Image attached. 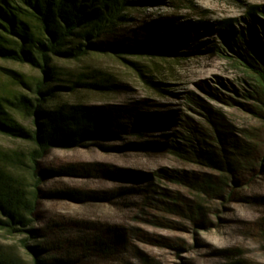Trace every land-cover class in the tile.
Wrapping results in <instances>:
<instances>
[{
	"label": "rangeland",
	"instance_id": "obj_1",
	"mask_svg": "<svg viewBox=\"0 0 264 264\" xmlns=\"http://www.w3.org/2000/svg\"><path fill=\"white\" fill-rule=\"evenodd\" d=\"M130 15L102 40L133 55L60 62L64 73L108 74L115 88L107 94L82 88L66 99L128 128L101 144L48 151L40 167L74 172L39 184L55 194L37 200L38 241L0 229V244L22 264H33L25 239L67 264H264V81L255 70L264 66V0H160ZM0 66L37 75L27 65ZM134 121L142 133L130 132ZM30 147L0 134L2 149ZM97 236L111 250H85Z\"/></svg>",
	"mask_w": 264,
	"mask_h": 264
},
{
	"label": "trees",
	"instance_id": "obj_2",
	"mask_svg": "<svg viewBox=\"0 0 264 264\" xmlns=\"http://www.w3.org/2000/svg\"><path fill=\"white\" fill-rule=\"evenodd\" d=\"M158 2L160 0H0V60L27 65L37 72V75H28L0 66V73L7 80L0 83V134L31 145L28 149L0 148L1 230L10 234L26 231L30 239L38 241L39 230L32 226L37 200L44 194H55L42 192L39 184L48 175L74 172L71 166L40 167L38 161L48 151L101 144L115 134V128H128L81 100L66 99L82 88L107 94L115 88L108 74L98 73L96 69L79 74L64 73L60 62L78 61L99 52H111L121 58H124L123 53L133 55L137 50L128 45L102 39L129 23L130 13L135 8ZM155 51L162 53L163 50ZM164 51L167 56L179 55L170 47ZM130 63L147 84L166 90L151 75H145L136 61ZM255 70L264 81V66ZM140 128L134 121L130 132L140 134ZM236 165L229 164L228 168L234 171ZM58 194L74 197L72 192ZM27 242L25 239L24 246L33 255V264L68 263V258L51 256V248L44 243ZM53 245L49 243L52 249ZM10 247L0 244V264H22L23 259ZM84 249L107 252L111 250V241L97 236L86 242Z\"/></svg>",
	"mask_w": 264,
	"mask_h": 264
}]
</instances>
